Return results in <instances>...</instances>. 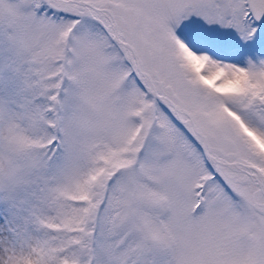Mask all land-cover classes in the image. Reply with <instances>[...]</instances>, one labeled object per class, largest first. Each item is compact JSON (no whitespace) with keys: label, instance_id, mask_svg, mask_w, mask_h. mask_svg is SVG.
Masks as SVG:
<instances>
[{"label":"snow or ice","instance_id":"6c2138e0","mask_svg":"<svg viewBox=\"0 0 264 264\" xmlns=\"http://www.w3.org/2000/svg\"><path fill=\"white\" fill-rule=\"evenodd\" d=\"M0 264H264V0H0Z\"/></svg>","mask_w":264,"mask_h":264}]
</instances>
